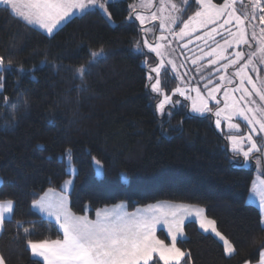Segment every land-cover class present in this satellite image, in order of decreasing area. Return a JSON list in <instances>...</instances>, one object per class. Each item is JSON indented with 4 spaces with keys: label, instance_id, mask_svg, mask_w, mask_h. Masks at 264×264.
<instances>
[{
    "label": "trees",
    "instance_id": "16d2710c",
    "mask_svg": "<svg viewBox=\"0 0 264 264\" xmlns=\"http://www.w3.org/2000/svg\"><path fill=\"white\" fill-rule=\"evenodd\" d=\"M128 2L107 3L111 20L92 8L52 34L0 6V56L13 65L0 70V200L15 202L0 233V255L5 264H43L31 255L26 240L56 239L61 232L29 204L70 175L65 159L70 149L76 170L69 192L73 211L120 200L131 207L162 199L199 204L237 251L226 256L217 237L190 221L186 238L177 240L190 253L182 264L254 263L264 246V230L258 207L246 200L252 168L228 150L213 116L185 109L162 117L156 112L159 96L146 87L155 59L147 60L150 53L135 47L143 36L140 23L128 17ZM196 8L190 0L180 20ZM101 48L104 56L83 81L75 76L90 51ZM20 65L25 71L15 70ZM93 157L101 161V177ZM17 220L33 229L30 235L17 227Z\"/></svg>",
    "mask_w": 264,
    "mask_h": 264
},
{
    "label": "snow or ice",
    "instance_id": "6c2138e0",
    "mask_svg": "<svg viewBox=\"0 0 264 264\" xmlns=\"http://www.w3.org/2000/svg\"><path fill=\"white\" fill-rule=\"evenodd\" d=\"M199 7L197 10L183 20V26L179 32L174 30L180 19V14L190 5V0H182L183 8L178 7L174 0H159L158 11H153L150 15H144L138 9L149 10L154 5V0H136L129 5L131 11L129 19L133 16L140 23V31L143 37L153 34L154 43L147 38L143 39V46L149 52H155L157 56L163 57L166 45L160 41L167 40V37L161 33L159 36L155 32L160 29H166L173 37L183 39L191 36L198 29L206 28L210 24H217L223 18V23L217 24L219 28L230 33V39L224 41V45H217L210 52L204 53V56L215 57L209 59L208 64L215 65L220 60H228L223 64L224 69L237 65L241 60L245 62L235 72V76L239 77V84L234 88H224L223 107H220L221 101L217 99L216 93L221 90V86L225 80L228 84H232V79L223 75L219 77L220 83L215 87H209L213 83L209 78L205 88H207V97L202 95L199 87L187 89V91H195L196 96H186V99L192 101V111L198 113H214L215 126L221 127V122L226 121L227 127L232 130L239 131L240 124L234 123L235 118H240L246 122L249 129L245 135H229L227 140L230 141L231 151L234 156H242L244 162H248L250 158H254L257 166L264 163V146L257 143L255 136L264 138V81L257 84L253 77L249 74L248 68L251 65L253 71H257L253 57L259 54L260 62L264 63V27L259 28V36L255 31L256 25H248L246 21H257L259 25H264V0H248V5L242 14H237L235 5L238 0H223L222 3H213V0H192ZM243 3V0H239ZM108 0H0V4L9 6L11 13L15 18L20 19L26 25L38 26L52 34L63 22L69 20L77 13H82L89 8H98L104 11L109 19L111 14L107 13ZM170 6V7H169ZM168 11V14L164 13ZM159 13V14H158ZM173 13H176L175 15ZM259 13V15H257ZM159 21L158 28L145 27L149 21ZM235 21L237 29L232 32L226 28V25ZM251 26V38L248 36V27ZM217 33L214 27L210 32L205 33L206 36L212 37ZM197 40L202 37L197 36ZM252 41L259 45L255 51L246 53L244 51H236L235 58L231 59L224 55L227 48L235 45L252 46ZM189 43L192 41L189 40ZM171 44V41L168 42ZM207 43V41H205ZM187 45H185L186 47ZM136 49L143 54L141 41H137ZM90 59L79 65L75 69V76L82 81L87 74L89 68L99 58L104 56V49L90 51ZM203 57H197L192 61L193 64ZM175 70V64L169 60ZM147 64V60H145ZM164 67V61L161 59L160 64L151 67L148 80L152 81L155 73V82L146 87H150L153 93L161 94L160 73ZM13 68L12 62H5V58L0 56V70H8ZM18 71H25L23 65H20ZM167 69H165L166 71ZM203 79V77H201ZM259 79V76H257ZM3 77H0V81ZM251 85V90L246 87ZM3 84L0 83V88ZM174 92L185 96L186 89L177 87ZM239 92L236 97L234 93ZM259 98V102L255 99ZM5 100L8 98L5 97ZM209 100L215 101V106H209ZM172 103V98L164 95L163 99L156 105L160 113L165 112L166 104ZM174 103L179 104L177 100ZM68 149L66 152H70ZM96 165L102 166L101 161L93 157ZM72 181H65V185H70ZM52 189H49L51 192ZM252 194L258 199L260 207V220L262 230H264V181H260V186L253 182ZM33 207H38L48 216L54 217L62 233L56 239L32 240L27 239L26 244L31 250L33 256L42 258L43 264H182L185 257L190 259V253L182 250L177 246V240L184 235V220L186 217L195 216L199 218V226L204 232H211L223 243V251L226 256L231 257L237 251L235 245L220 231L217 230L216 221L209 219L204 215V209L195 205L175 204L170 202H160L155 205H148L145 209H137L134 212L124 210L123 204L114 205L111 208L105 207L97 209L95 219H90L87 214L77 215L73 213L67 206V196L59 195L55 199H48L47 193L38 200L32 201ZM15 202L12 199L0 200V231L4 230L5 222L10 221L14 214ZM87 212V208L85 209ZM25 221L17 220L18 228L23 227ZM158 225L167 226L168 235L171 243H166L159 239L156 232ZM33 229L23 227L25 236L31 234ZM0 264H5L4 258L0 255ZM244 264H249L245 261ZM257 264H264V246L259 251V259Z\"/></svg>",
    "mask_w": 264,
    "mask_h": 264
},
{
    "label": "rangeland",
    "instance_id": "374dc122",
    "mask_svg": "<svg viewBox=\"0 0 264 264\" xmlns=\"http://www.w3.org/2000/svg\"><path fill=\"white\" fill-rule=\"evenodd\" d=\"M109 1H113V0H108V2ZM134 2H136V0H129V2H128L129 13L131 11V8L129 7V5L133 4ZM174 2L176 4H178L179 7H181V8L184 7L182 4V0H176V1L174 0ZM222 2H223V0H213V3H216V4H220ZM247 5H248V0H243V3H240L238 0V3L235 5V7L237 8V14L240 15L245 10H248V9H246ZM159 6H160L159 0H154V5L151 9H149V10L138 9V10L141 11L142 14L147 16V15H150V13L153 11H158ZM196 6H197V8L199 7L198 5H196ZM197 8H196V10H197ZM89 9H92V8H89ZM86 10H88V9H86ZM100 11L104 14V16L108 20H111V18L109 19L108 15L104 11H102V10H100ZM107 13H109L108 10H107ZM129 13H128V17H129ZM79 14H81V13H77L76 15H79ZM164 14L167 15L168 11H166ZM173 14L175 15L176 13H173ZM257 15H259V13H257ZM131 19H135V17L133 16ZM187 19L188 18H186L185 20H187ZM182 21L183 20L179 19L177 22V25L173 26L174 30L176 32H179L180 27L183 26ZM219 23H223V18L217 22V24H219ZM217 24H210L206 28L198 29L195 33H192L191 36L185 37L183 39L173 37L166 29H163V30L158 29L155 32L156 36H159L161 33H163V35H165L167 37V40L160 41V43L166 45V48L163 50L165 52V55L163 57L157 56L155 52H149L148 49L143 46L142 41L145 38H147L150 42H153V43L155 42L153 34H148L147 37H143V39L141 41V46L143 48V51L150 53V55L146 56L145 58L147 60H151L150 58L152 56L155 59L154 64L150 66V69H151V67H155L158 64H160L161 59H163V61H164V67L161 69V73H160L162 93L161 94L156 93L159 96V99L156 102V105L159 103L160 100L163 99L164 95H168L172 98V103L166 104L164 113H160L156 107V112L159 114V116L162 117L165 113L170 114V112H172L173 110H176V109H178V110L185 109V111L187 113H190L192 115H196V116L211 115V116H213V122H214V126H215L216 117H215L214 113L205 112V113L201 114V113L192 111V101L189 99H186V96L195 97L196 92L195 91H187V89L199 87L202 95L207 97V88H205V85L207 84L208 79L211 78L213 81V83L211 85H209V87H215V85L217 83H220L219 77L221 75H223L227 78H231L233 81L232 84H228L227 80H225L221 86V90L216 93L217 99H219L221 101V104L219 106L223 107L224 88L225 87L234 88L239 84V77L235 76V72L240 67V64H243L245 62L244 60H241L235 66H230L229 68L224 69L222 67V65L228 63L227 59L220 60L215 65H210V64H208V60L214 59L215 57L214 56L213 57L204 56V53L210 52L211 49L216 48L217 45H221V46L224 45V41L226 39H230V33L226 32L222 28H219L217 26ZM246 24L256 25L255 31L257 32L258 36H259V28L264 27V25H259L257 21H253V20L246 21ZM158 25H159L158 20L157 21H151L150 20L148 22V24L145 25V27L155 26L158 28ZM36 27H38V26H36ZM214 27L217 29V33H219V35H217L216 33H213L211 38L206 36L205 33L210 32L211 29ZM225 27L231 29L232 32H235L237 29L235 21H233L229 25H226ZM247 31H248L249 38H251V32L253 31V28L251 26H249ZM197 36L202 37V39L197 40L196 39ZM189 40H191L192 42L189 43L188 42ZM169 41H171V44L168 43ZM205 41H207V43H205ZM185 45H187V46L185 47ZM258 46L259 45L255 41H252L251 47H249L247 45H235V44H233L231 47L226 49L224 55L231 58V59H234L235 58L234 54L236 51H244L246 53H250L252 51H255L258 48ZM197 57H203V59L197 60V63L193 64L192 61L194 59H196ZM169 60L174 62L175 70H173L172 64L168 63ZM253 60L255 62V66H256L257 71H253L252 66L250 65L248 68V72L253 77V79L256 81V83L260 84L261 81H264V63L260 62L259 54L255 57H253ZM151 61H153V60H151ZM165 69H167V70L165 71ZM148 75H149V73H148ZM155 75H156L155 73H152V76L154 77V79L152 80L151 83L155 82ZM257 76H259V79H257ZM201 77H203V79H201ZM177 87H181V88L186 89L185 96H181L179 93L174 92V89ZM246 87H248L251 90V85L246 84ZM234 95L236 97H238L240 95V93L237 92V93H234ZM255 99L257 100L258 103H260L258 97H255ZM177 100L180 102L179 104L174 103ZM209 106L214 107L215 101L209 100ZM233 122L240 124L241 127H240L239 131H237L235 129L230 130L227 127V122L223 121V120L221 122L220 128H217L215 126L217 131H219L220 133L225 135L224 137L226 140V145H227L228 150L231 153H233V152L231 151L230 141L227 140V137L229 135H245L249 131V129L246 125V122L242 121V119L235 118L233 120ZM254 138L257 140L258 144H260L261 146H264V138H261V137L255 136V135H254ZM95 158L98 159L97 157H95ZM65 159L67 162H69L68 170L70 172V175L62 181L61 187H59V189H61V190L71 189L72 184H73V176H74V173L76 171L74 165L71 163V158H70L69 152H65ZM92 161H93V158H92ZM93 165L95 168L96 176L101 177L102 176V166L96 165L94 161H93ZM244 166L246 168H252V172H253L252 179H251L249 189H248V193L246 196V200L248 203L256 205L260 211L258 199L252 194V188H253V182L254 181L257 183L258 186H260V181H264V163H262L261 166H257L255 159L250 158L248 162H244ZM1 180H2V177L0 176V182H1ZM68 180L72 181V183L70 185H65V181H68ZM44 194H46V193H44ZM47 198L48 199H55L57 197L50 195ZM160 202H170V203H175V204H181L182 203V204H188V205H195V206H198L200 208H203L204 209V215H206L205 208L202 205L193 204V203H186V202L176 201V200H165V199L155 201V202H151V203H147V204L135 205L132 207L129 206V203L127 201L120 200V201L115 202L113 204H107V205L95 208L92 211L89 209L88 206H86L85 209L87 208V212H85V210L83 212L73 211L70 207V199L67 202V206H68V208L70 207L69 209H71L72 212L77 214V215L87 214L90 219H95V213H96L97 209H101V208H105V207L111 208L114 205L123 204L124 210H126L128 212H134L137 209L143 210L148 205H155V204L160 203ZM209 219H211V218H209ZM190 221H194L197 225V228L199 230L203 231L199 226V218H197L195 216L186 217L184 220V224H183L184 235H183V237H179L178 239L186 238L185 224L187 222H190ZM217 230L220 231L218 228H217ZM156 234H157L159 239L164 240L166 243H171V238L168 235L167 226L158 225ZM212 235L215 236V234H213V233H212ZM177 246H178V244H177ZM160 264H162V262H160Z\"/></svg>",
    "mask_w": 264,
    "mask_h": 264
},
{
    "label": "crops",
    "instance_id": "0c3cea01",
    "mask_svg": "<svg viewBox=\"0 0 264 264\" xmlns=\"http://www.w3.org/2000/svg\"><path fill=\"white\" fill-rule=\"evenodd\" d=\"M0 6H6V5H3V4H0ZM10 11H11V9H10V7L9 6H6ZM61 187V186H60ZM72 188V187H71ZM48 189H52V191L51 192H49V190ZM70 190L71 189H66V190H61V189H59V188H53V187H49V188H46L42 193H40L36 198H34L33 200H31V202H30V207L32 208V209H34L39 215H41V216H43V217H45V218H49V219H52V220H54L55 221V218L54 217H50V216H48L47 215V213H45V212H42L38 207H33L32 206V201H34V200H38V199H40L41 197H43L45 194L44 193H47V197H49L50 195H53V196H56V197H58L59 195H61V194H64V195H66L67 196V202H68V200H69V192H70ZM70 208V207H69ZM72 209V208H71ZM70 209V210H71ZM72 211V210H71ZM56 222V221H55ZM58 225V224H57ZM59 227V226H58ZM0 233H1V231H0ZM61 235H62V233H61ZM30 250V249H29ZM30 253H31V250H30ZM31 255H32V253H31ZM33 256V255H32ZM33 257H35V258H38V259H40L41 261H42V258H40V257H37V256H33ZM43 262V261H42ZM244 264V263H243ZM249 264H257V261L256 262H254V263H249Z\"/></svg>",
    "mask_w": 264,
    "mask_h": 264
},
{
    "label": "water",
    "instance_id": "95a60500",
    "mask_svg": "<svg viewBox=\"0 0 264 264\" xmlns=\"http://www.w3.org/2000/svg\"><path fill=\"white\" fill-rule=\"evenodd\" d=\"M212 124H213V121H212Z\"/></svg>",
    "mask_w": 264,
    "mask_h": 264
},
{
    "label": "flooded vegetation",
    "instance_id": "af4514ba",
    "mask_svg": "<svg viewBox=\"0 0 264 264\" xmlns=\"http://www.w3.org/2000/svg\"><path fill=\"white\" fill-rule=\"evenodd\" d=\"M141 28V27H140Z\"/></svg>",
    "mask_w": 264,
    "mask_h": 264
}]
</instances>
